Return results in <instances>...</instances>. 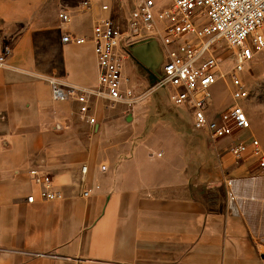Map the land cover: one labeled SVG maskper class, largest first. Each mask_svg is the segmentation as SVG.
Here are the masks:
<instances>
[{
  "label": "crops",
  "instance_id": "0c3cea01",
  "mask_svg": "<svg viewBox=\"0 0 264 264\" xmlns=\"http://www.w3.org/2000/svg\"><path fill=\"white\" fill-rule=\"evenodd\" d=\"M18 53L0 68V264H264V171L253 158L219 155L238 134L213 145L173 115L155 122V140L143 130L132 145L124 124L143 104L81 127L76 103L54 100L37 74L96 86L91 44ZM31 167L63 198L41 199Z\"/></svg>",
  "mask_w": 264,
  "mask_h": 264
},
{
  "label": "built area",
  "instance_id": "2783aa9c",
  "mask_svg": "<svg viewBox=\"0 0 264 264\" xmlns=\"http://www.w3.org/2000/svg\"><path fill=\"white\" fill-rule=\"evenodd\" d=\"M98 4L103 14L91 22L88 37L63 32L61 45L90 43L98 71L97 85L74 84L62 77L38 73L50 87L54 100L71 99L70 111L81 127L97 122L98 102L108 111L119 106L133 107L140 96L125 72V55L139 39L159 41L165 48L164 58L152 89H169L172 105L188 111L194 129L204 131L215 143L236 131L248 130L250 121L243 106L249 92L241 79L258 52H264V0H130L125 29L106 13L107 0H79L78 6L89 9ZM62 25L71 22L65 9L57 13ZM233 49L228 93L219 103L212 100V87L224 77L220 70L218 42ZM7 45L0 49V68L8 66L11 54ZM228 151L236 160L253 158L264 171V149L258 139L233 142ZM161 152H157L160 155ZM86 166H82L84 173ZM28 177L38 195L45 200H60L62 192L53 188L51 175L39 167L28 169ZM97 187V186H96ZM91 189H85L88 196ZM30 193L27 202L35 201Z\"/></svg>",
  "mask_w": 264,
  "mask_h": 264
},
{
  "label": "rangeland",
  "instance_id": "374dc122",
  "mask_svg": "<svg viewBox=\"0 0 264 264\" xmlns=\"http://www.w3.org/2000/svg\"><path fill=\"white\" fill-rule=\"evenodd\" d=\"M107 1L110 9L106 14L119 27L125 29L130 0ZM78 2L79 0H0V5H7L9 8L2 14L0 13L3 16H0V24L3 23L7 28L6 31H0V48L5 45L9 46L12 51L17 48V51L20 52L18 53L19 56L24 54L28 57L32 48L35 51L45 50L53 45L59 48L61 46L60 37L63 32L88 37L91 32L92 20L103 13L100 11L98 4L89 9H82L78 6ZM61 9H65L71 14V22L68 24L62 25L57 17V13ZM164 52L165 48L159 41L139 39L130 49L128 48V53L125 55L126 75L140 99L133 107L119 106L115 108V111L122 114L130 113L135 106L143 104L138 119L135 122H125L124 124L125 131L122 136L125 137V142H132V145L142 138L141 136L146 130H148L150 139L155 140L156 137L152 133L149 134V131L154 127L157 120H162V124L159 125L163 128L165 124L169 123L168 117L170 116L175 115L177 122L180 124H185L187 119H190L188 111L171 104L169 89H152L154 84L152 79L159 71L158 68L162 64L161 60L164 58ZM232 53V48L226 46L223 41L218 42L217 54L222 60L220 70L224 77L212 87V95L217 97V103L223 100V94L228 93L226 82H229V71L233 63ZM75 57L74 59L80 60V58ZM241 79L249 92V97L243 101V106L249 118L250 127L248 130L236 131L232 135L238 134V138L245 140L247 143L252 138H256L259 140L262 149H264V52L256 54L249 68L241 73ZM68 100L65 98L56 101ZM101 103L99 101L95 108L97 126L109 118L107 107L101 105ZM133 124H135L133 128H130L129 126ZM136 128H140L141 132ZM158 132V135H164L160 130ZM232 143H228L223 147L219 155L227 154ZM221 144L222 141L217 143L218 146ZM159 151L161 152V150Z\"/></svg>",
  "mask_w": 264,
  "mask_h": 264
}]
</instances>
